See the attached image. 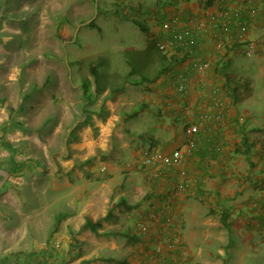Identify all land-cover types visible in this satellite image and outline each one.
<instances>
[{
	"label": "crops",
	"instance_id": "0c3cea01",
	"mask_svg": "<svg viewBox=\"0 0 264 264\" xmlns=\"http://www.w3.org/2000/svg\"><path fill=\"white\" fill-rule=\"evenodd\" d=\"M156 1L143 14L144 22L126 19L142 31L141 48L150 38L165 41L172 29L188 33L195 39L193 55L206 59L208 67L195 72L190 68L192 54L170 50L166 55L174 62L165 73L138 85L123 83L120 92L104 99L102 110L97 103L87 104L92 108L76 118L70 110L65 117L38 118L29 131L10 127L20 131L18 142H9L10 136L6 140L5 130H0L3 152L6 147L14 148L10 155L27 151L29 141L41 154L40 162L31 152L25 155L35 169L29 174L28 160L23 164L11 156L0 160V264H11L6 249L39 250L38 256L24 250L16 253L13 264H159L156 248L172 264H220L219 256L234 254L230 240L235 236L241 258L227 264H245L244 252L258 249L254 240L264 231V127L255 124V111L245 104L253 97L249 79L239 75L242 81H236L227 65L232 54L239 53L237 46L249 42L254 47L249 56L264 59V0ZM206 7L212 13L231 10L233 21L226 27L211 24L194 30L197 23H205ZM133 8L124 6L123 11L127 14ZM248 9L254 15L247 26L240 25L236 15ZM178 74L183 75L181 81ZM79 85L73 88L77 91ZM212 88L223 104L220 117L207 120L210 128L201 125L198 134H189V123L219 111L210 104ZM183 146L189 151L177 163L161 168L157 177L152 167L140 163L144 150L168 154ZM11 178L17 184L21 178L20 188L27 185V192L18 190L15 201L6 202V195L12 197ZM30 194L39 210L28 222L26 237L21 224L29 212L22 208L30 207ZM6 203L16 208L17 225L11 226L14 216H7ZM59 203L65 211L47 212ZM166 203L170 210L162 214ZM106 212L109 219L102 220L97 232L78 230L85 218L96 220ZM222 214L227 227L221 224ZM48 217L57 219L51 228L46 227L51 226L45 222ZM119 228L136 240L104 233Z\"/></svg>",
	"mask_w": 264,
	"mask_h": 264
},
{
	"label": "rangeland",
	"instance_id": "374dc122",
	"mask_svg": "<svg viewBox=\"0 0 264 264\" xmlns=\"http://www.w3.org/2000/svg\"><path fill=\"white\" fill-rule=\"evenodd\" d=\"M156 2V0H0V130H5L6 140H8L7 136H10L11 141L8 140L9 142H18L17 136H21L19 130L15 128L9 130L8 117L10 114L14 118L25 119L26 124L32 129L36 125L35 120L46 115L55 114L65 117L72 110L76 118L78 114L83 115L85 110L92 108L86 107L87 104L94 103H97L95 106L102 110L103 93L88 102L82 98L81 87L77 91L73 88L74 84H80L83 78H88L90 89H93L94 82L88 69V61L92 58L97 56L104 58L105 63L99 67V70L102 76L109 81V85H119L125 82L129 84L128 79L125 78L130 67L127 64L129 61L133 63L130 64L131 67L143 69L144 74L151 75L156 66V58L154 63L148 62L150 64L147 63L145 67H142L138 59L144 60L142 62L145 63V58L138 52V54L131 53V50L143 49L141 47H143L145 38L142 31L138 29V25L126 19H134L138 23L144 22L143 14L149 13L150 5ZM131 5L134 6L133 10L129 9L126 14L123 7ZM138 8L141 9L140 13L137 11ZM89 21L99 26V30L89 26ZM227 69L236 75L234 76L236 81H242L241 76L249 79L253 97L249 99L251 102H245V104L254 109L255 124L264 127V59L257 61L253 55L233 53ZM20 72L23 73L22 81L19 79ZM239 75L241 76L237 77ZM136 77L137 75H133L131 78ZM43 80H46L47 88L36 90L39 100L28 106L24 113H9L10 110L6 106L16 108L24 89L32 83L38 85ZM57 99H59L58 102ZM2 141L4 139L0 137V160L10 158V156L22 164L28 160L30 171L25 168L23 170L27 174L35 173L33 164L25 155L31 152L40 162L41 154L38 148L26 141V145H29L27 151L10 155L14 148L6 147V151L3 152ZM49 149L51 146L43 147V150ZM26 173L23 176L27 178ZM1 176L0 174V178ZM8 177L6 175V178ZM14 180L10 181V185L13 186L12 197L6 195V202L12 199L15 201L17 197L15 192L18 190L27 192V185L20 188V185H23L21 178L18 184ZM29 203V208H22V212H29V219L21 224L27 230L26 237H28L27 233L31 226L28 222L34 219V212L39 210L38 202L32 194H30ZM197 203L199 202L195 201V205ZM199 208L204 209L200 203ZM5 210L7 216H14L11 226L17 225L16 208L6 203ZM65 210L66 206L59 203V205L55 204L50 207L47 212ZM45 222H49L51 226L46 225V227L51 228L55 219L48 217ZM256 237L254 241L258 242L256 246L258 249L244 252L242 260L245 264H264V243L260 241L262 240L260 237H264V231L259 232ZM28 244L32 245L31 242ZM230 246L234 254L217 257L220 264H227L231 259L236 262L241 258L236 236L230 240ZM23 250L6 249V258L13 264L15 254ZM24 251L30 255H40L38 249L30 248ZM24 259H27L25 254Z\"/></svg>",
	"mask_w": 264,
	"mask_h": 264
},
{
	"label": "trees",
	"instance_id": "16d2710c",
	"mask_svg": "<svg viewBox=\"0 0 264 264\" xmlns=\"http://www.w3.org/2000/svg\"><path fill=\"white\" fill-rule=\"evenodd\" d=\"M89 26L96 27L99 30V26L94 24L92 21L88 22ZM140 29L144 30V27L142 25H139ZM156 39L150 38L147 43L145 44L144 48L142 50H131V53H140V55L145 58V63L142 62L144 60L138 59V62L142 63V67H145L148 62H155L156 58V66L154 68V72L151 75L144 74L143 69H135L134 66L131 67L133 63L127 62L129 67L128 72L126 73V79H128V82L133 85L142 84L144 81H154L156 80L160 75L165 73L170 65L174 62V59L172 56H167L166 53L162 52L158 49V47L155 44ZM137 53V54H138ZM128 60V58H126ZM105 60L102 56H97L96 58H92L88 61V69L89 73L93 78L94 87L91 90L90 89V82L88 78H83L80 82L81 87V95L83 99H86L89 101L96 99L99 95H101L106 89L107 92L102 97L105 99L107 97H111L113 94L120 92L123 88V83L119 85H109V81L102 76L101 71L99 70V67L104 65ZM131 64V65H130ZM150 64V63H148ZM141 67V68H142ZM220 70L223 71L224 67L223 65L220 67ZM23 73L20 72L19 79L23 78ZM133 75H137L136 78H131ZM46 85V80H43L40 84L37 85V83H32L28 87L24 89V92L22 93L21 100L17 104L16 108H13L12 106H6L10 112H17V113H24L28 106L32 105L36 100H38V96L36 94V90L40 88H44ZM129 116H131V113H128ZM8 121H10V127H16L17 129H20L21 131H29L30 127L24 124L25 119H17L14 118L12 114L8 117ZM109 219V212H106L102 217L97 218L96 220H92L91 218L87 217L85 218L84 222L79 226L78 230L81 231L83 229H90L94 232H97V229L102 226V220ZM57 220V219H56ZM55 220V221H56ZM220 221L222 226L227 227L228 223L225 220V214H222L220 216ZM104 233H110V234H118L121 236H124L125 238L135 241V236L131 234L130 232L123 230V229H108Z\"/></svg>",
	"mask_w": 264,
	"mask_h": 264
},
{
	"label": "built area",
	"instance_id": "2783aa9c",
	"mask_svg": "<svg viewBox=\"0 0 264 264\" xmlns=\"http://www.w3.org/2000/svg\"><path fill=\"white\" fill-rule=\"evenodd\" d=\"M203 15L206 18L205 23H197L194 27V30L200 31L205 29L207 26H210L211 24L219 25L220 27H226L233 21L234 14L229 9H221L216 13H212L207 7L203 9ZM254 15V12L252 10L248 9L246 14H239L236 15L235 20L243 26H247L249 24V18H252ZM197 36V34L195 33ZM156 46L159 50L162 52L168 54L170 50L172 52L174 50H179L182 55L192 54L191 59V69L195 72H204L206 68L208 67V61L206 59L198 58L197 56H194V47H195V39L193 38V35H189L188 33H183L180 31L171 30L168 37L165 41L156 40L155 42ZM239 53L242 55H251L254 51L253 44L251 42L237 46ZM181 78L183 79L182 74H178L176 76V79L181 81ZM178 89L183 93L185 91L184 85L182 82H179ZM210 99H211V105L215 108H217L219 111L215 114H205L201 120L198 122H191L186 126V131L189 134L196 135L199 133V129L201 125H204L205 128H210L209 124L207 123V120H211L212 118H219L220 117V110L223 108V104L221 100L219 99L218 92L216 88H212L210 91ZM211 111V110H209ZM189 151L187 147H181L173 150L171 153L168 154H161L159 151L155 149L150 150H144L141 152V160L140 163L143 166H149L154 169V175H158L160 173L161 168L164 166H168L173 163H177L181 158H183L184 154ZM104 168V167H103ZM179 187L182 189L185 187V184H179ZM167 204V205H166ZM164 206L165 208L162 210V214H165L168 210H170V203H166ZM168 247L171 248L172 244H168ZM156 254L159 255L157 258V262L163 263V264H172L168 261L164 260V255L162 254V251L159 248H156Z\"/></svg>",
	"mask_w": 264,
	"mask_h": 264
}]
</instances>
